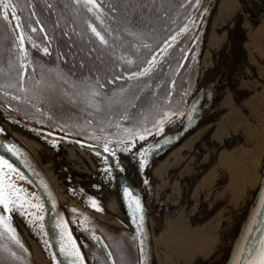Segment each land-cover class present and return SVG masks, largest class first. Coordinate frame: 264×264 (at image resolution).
I'll return each instance as SVG.
<instances>
[{"label": "bare ground", "instance_id": "obj_1", "mask_svg": "<svg viewBox=\"0 0 264 264\" xmlns=\"http://www.w3.org/2000/svg\"><path fill=\"white\" fill-rule=\"evenodd\" d=\"M229 50L235 58L230 63L232 74L178 143L135 173L131 163L143 150L127 157L105 152L121 175L132 177L145 194L147 245L157 264H198L196 252L214 255L228 211L255 181L264 157V0H214L204 28L197 83ZM0 123L32 152L64 205L129 231L111 185L93 164L98 149L17 132L16 126L24 123L1 107ZM142 144L136 141L133 151ZM9 176L18 188L30 192L17 171ZM0 209L10 217L35 264H53L21 214Z\"/></svg>", "mask_w": 264, "mask_h": 264}, {"label": "trees", "instance_id": "obj_2", "mask_svg": "<svg viewBox=\"0 0 264 264\" xmlns=\"http://www.w3.org/2000/svg\"><path fill=\"white\" fill-rule=\"evenodd\" d=\"M95 1L107 11L113 29L110 36L114 42L108 46L95 41L87 31L82 3L76 4L74 0H10L25 40L28 70L38 66L56 69L73 85L90 81L106 96L129 85H137L146 91L150 109L164 108L176 99V113L166 119H178L197 79L203 35L202 22L188 28L185 25L198 12L202 0ZM157 53L160 54L157 56ZM155 55V63H152ZM18 66L14 28L9 18L3 19L0 9V105L17 118L42 121L48 117L50 109L45 104L46 98L37 90L40 82L32 79L28 72L21 90ZM145 68L150 71L138 75ZM105 135L96 142L123 151L121 144L125 139L109 142L114 137ZM70 211L80 215V221L93 225L103 237L104 232L109 231L125 236L134 244V239L124 231L80 211ZM0 252L5 260L3 264H33L21 243L17 244L11 238L3 224H0Z\"/></svg>", "mask_w": 264, "mask_h": 264}, {"label": "water", "instance_id": "obj_3", "mask_svg": "<svg viewBox=\"0 0 264 264\" xmlns=\"http://www.w3.org/2000/svg\"><path fill=\"white\" fill-rule=\"evenodd\" d=\"M213 2L214 0L209 1L202 13H199L200 16L196 21V23H203L202 41L204 38V28ZM41 30L43 31V28H41ZM14 33L20 47L19 36L23 34L17 25H14ZM23 47L26 49L25 40L23 41ZM234 59L232 52L230 50L226 51L222 57H218L209 73L200 83H197V78L177 127H172L161 134L155 135L151 139L143 142V144L134 151L132 149L131 152H128L126 155L103 144L83 140L45 126L26 122L13 116L2 106L0 107L11 118L24 123V125L16 126L15 130L17 132H21L34 139L98 149L99 153L94 155L95 159L93 164L111 185L117 197L123 218L129 227V231L115 226L113 227L128 232L127 235L134 239L137 264H157L156 257L151 253L147 245L148 233L146 223L149 220V212L143 205L145 194L142 189L134 183L132 177H123L121 175L113 160L107 157L105 152L108 151L113 153V155L127 157L130 153L135 154L143 150L139 157L131 163L130 167L133 173L138 170H144L152 158L161 153L168 146L178 143L184 134L191 130L198 118L210 108L213 99L220 92L221 87L228 77L232 74L230 63ZM20 63L26 66V59H24L21 54ZM21 71H26V67L23 70L20 69V73ZM24 78L25 76L22 77L20 75V81L23 80V84ZM9 148H12L14 151H9ZM0 156L12 164L13 168L27 180L30 192L27 193L25 198L38 207H32L26 204V211L23 215L20 211H16L21 214L23 220L27 222L41 245L47 250L53 264H94L95 257L92 256L89 260L87 259L81 242L69 221L66 209H76L96 219L98 218L74 206L64 205L51 179L39 161L32 152L14 136L12 131L1 123ZM128 193H131V196H129ZM137 199L140 201V205L143 209L142 213H137L135 211L134 201ZM0 213L2 216L6 217L1 209ZM140 215L144 217L142 223L139 219ZM41 216L43 219H38V217ZM226 216L227 218L225 220L223 219L224 224H222L220 230L219 238L221 239V243L219 249L214 255L207 257L201 255L202 253L198 254V252H196V260H200L198 264H252V261L256 260V254L260 247L259 242L261 239H264V157L261 161L255 181L248 185L242 199H240L236 207L228 211ZM8 222L11 227L15 229V233L20 240H22L16 227L11 221ZM85 229L89 238L96 245L101 247L108 264H116L102 235L95 232L87 223L85 224ZM73 243L75 244V249L72 247ZM62 249H64V251H62ZM75 250L79 251L80 258H77L74 254H68ZM250 253H252L251 260L249 257ZM29 256L35 264L30 253Z\"/></svg>", "mask_w": 264, "mask_h": 264}, {"label": "rangeland", "instance_id": "obj_4", "mask_svg": "<svg viewBox=\"0 0 264 264\" xmlns=\"http://www.w3.org/2000/svg\"><path fill=\"white\" fill-rule=\"evenodd\" d=\"M209 1H201L200 14ZM98 5L100 4L98 3ZM200 14L197 17L193 15L186 23L185 28L195 24ZM156 55L152 62L156 59ZM57 71L56 69L46 70L40 66L37 67V76L40 82L37 85V90L46 98L45 104L48 106L47 109H50L48 117L44 118L46 126L60 128L72 136L88 141L92 138L96 139V135L92 132L107 130L109 135L114 137L109 142L125 139L124 142L130 144L125 148L127 150L125 155L131 152L136 141L145 142L157 134L177 127L185 110L184 108L180 111L178 119L167 121L166 118L173 117L172 115L176 113V99H173L174 101L172 100L164 108L155 106L150 109L147 94L145 95L146 91L137 85H129L106 96L92 82L87 81L83 84L73 85L68 78L60 76ZM93 92H97L99 95L93 96ZM141 136L144 138L141 139ZM124 232L128 234V232ZM104 238L116 264H137L136 249L132 240L109 231L104 232ZM17 239L25 249L23 241L19 237ZM80 242L82 246L83 242ZM96 260H98L97 264H106L100 255L96 256Z\"/></svg>", "mask_w": 264, "mask_h": 264}, {"label": "snow or ice", "instance_id": "obj_5", "mask_svg": "<svg viewBox=\"0 0 264 264\" xmlns=\"http://www.w3.org/2000/svg\"><path fill=\"white\" fill-rule=\"evenodd\" d=\"M86 3L91 5V7L88 9L89 11H92L93 8H97V4L95 3V0H86ZM13 9V14L15 13V6L10 2V0H0V9L3 10V19L8 20V9ZM99 19V17H97ZM15 19L19 21V17L16 16ZM17 27H20L19 23H17ZM91 27L92 33L100 40V43L108 46V40L105 39L103 35H101V32L97 30L96 27ZM35 31V29H33ZM175 39V37H173ZM23 41L24 37L23 35L19 36V52L21 56L24 59H27L28 53L26 49L23 47ZM45 54H47L48 50L44 49ZM131 63V61H129ZM152 63H155L153 61ZM25 64L21 63L20 68L23 70L25 68ZM150 68H145L143 73H139L138 75H144L145 73L149 72ZM20 75L22 77L27 76L26 71H21ZM21 84V90H23V80L20 81ZM11 86V85H10ZM93 96L99 95L97 92L92 93ZM13 99H16V97H13ZM162 123V122H161ZM163 130L162 128L160 129ZM141 139L144 137L141 136ZM9 151H14L12 148L8 149ZM107 150V149H106ZM4 169H7L8 172L6 173ZM16 172V169L13 168L12 164H10L6 159H4L2 156H0V207L3 208L5 212H12L13 210H18L23 215L26 211L25 205L28 204L32 207H38L35 204H32L30 200H27L25 197L27 196V193L22 188H18L16 184L12 181V179L9 176V173ZM23 178V177H21ZM129 196H131V193H128ZM135 203V211L137 213H142L143 209L140 205V201L137 199L134 201ZM92 206L95 207L97 210H99L98 206L96 205L95 201H92ZM38 219H43V217H38ZM141 223L143 222V215H140L139 217ZM10 220V217H4L0 216V224H3L7 232L11 234V238L16 241L17 244H20V241L17 239L15 234V229L11 227L10 223L8 222ZM259 251L256 254L257 258L255 261H252V264H264V239H261L260 242ZM23 247V245H21ZM73 249H75V244L72 245ZM64 251V249H62ZM69 255H75L77 258H80V253L78 250H75L74 252H69ZM250 260L252 259V253L249 254Z\"/></svg>", "mask_w": 264, "mask_h": 264}, {"label": "flooded vegetation", "instance_id": "obj_6", "mask_svg": "<svg viewBox=\"0 0 264 264\" xmlns=\"http://www.w3.org/2000/svg\"><path fill=\"white\" fill-rule=\"evenodd\" d=\"M74 1H75L76 4H81L82 3L84 5V9H85V13H86V18H85L86 28H87V31L95 39V41L99 42L100 40L92 33L91 27H89V25H91L93 27H96L97 30L101 32V35H103L105 37V39L108 40V44H112L114 41L111 40L110 34H112L113 29L111 27V24L109 23V18H108L107 11L101 5H98V3L96 1H95V3L97 4L98 7L97 8H93L92 11L88 10L91 7V5L87 4L86 0H74ZM97 17H99V19ZM38 27L40 29L42 28L40 24H38ZM28 69H29V66H28V62H27V70H26V72L27 73L28 72H32L35 75L37 74V68L36 67H31L30 71ZM97 89L99 90V88H97ZM92 133H94V135H96L95 136L96 139L92 138L90 141H98L102 137H106L105 134L109 135V131H107V130H105V131L99 130L97 132H92ZM89 135H91V134H89ZM66 213H67L68 218H69V220H70V222H71V224H72V226H73V228L75 230V233H76L77 237L83 242L82 243V248H83V251L85 252L87 258L90 259V257H92V256H94L96 258L97 255H102L104 257V253H103L101 247L96 245L89 238V235H88V233H87V231L85 229V224L87 222L80 221V218H81L80 215H78V214H76L74 212H71L70 209H66ZM87 224H89V223H87ZM89 225L93 228V230H95V232L100 233L99 231H97L94 228L93 225H91V224H89ZM3 259L4 258L0 257V264L5 263V260H3Z\"/></svg>", "mask_w": 264, "mask_h": 264}, {"label": "crops", "instance_id": "obj_7", "mask_svg": "<svg viewBox=\"0 0 264 264\" xmlns=\"http://www.w3.org/2000/svg\"><path fill=\"white\" fill-rule=\"evenodd\" d=\"M19 65H20V60H19ZM18 68H20V66H18ZM58 73V72H57ZM31 74V77H32V79H34L35 81H37V82H39V77L38 76H36L37 74H38V72H37V74L35 75L34 73H30ZM59 74V73H58ZM60 75V74H59ZM40 94V93H39ZM38 123H40L41 125H46V122H45V120H42V121H39ZM50 127V126H49ZM54 128H56V127H54ZM56 129H60V128H56ZM64 131V130H63Z\"/></svg>", "mask_w": 264, "mask_h": 264}]
</instances>
